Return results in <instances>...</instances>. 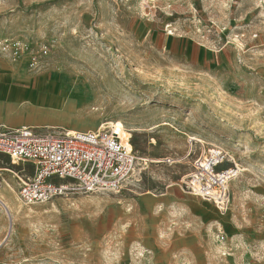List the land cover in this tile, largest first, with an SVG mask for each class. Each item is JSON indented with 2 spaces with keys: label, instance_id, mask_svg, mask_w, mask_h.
Instances as JSON below:
<instances>
[{
  "label": "rangeland",
  "instance_id": "1",
  "mask_svg": "<svg viewBox=\"0 0 264 264\" xmlns=\"http://www.w3.org/2000/svg\"><path fill=\"white\" fill-rule=\"evenodd\" d=\"M106 122L136 181L20 202L11 233L0 205V264H264V0H0V124ZM210 149L242 169L226 212L184 186ZM31 174L0 155V198Z\"/></svg>",
  "mask_w": 264,
  "mask_h": 264
},
{
  "label": "built area",
  "instance_id": "2",
  "mask_svg": "<svg viewBox=\"0 0 264 264\" xmlns=\"http://www.w3.org/2000/svg\"><path fill=\"white\" fill-rule=\"evenodd\" d=\"M120 130L113 122L95 130L58 134L0 125V155L32 169L31 176L19 180L20 201L24 205L44 203L72 186L87 193L115 194L131 187L139 175L140 161L130 145L131 137L124 140ZM225 157L218 149L203 151L193 160L184 181L189 194L213 203L220 212L227 211L228 184L238 174L236 168L219 169Z\"/></svg>",
  "mask_w": 264,
  "mask_h": 264
},
{
  "label": "bare ground",
  "instance_id": "3",
  "mask_svg": "<svg viewBox=\"0 0 264 264\" xmlns=\"http://www.w3.org/2000/svg\"><path fill=\"white\" fill-rule=\"evenodd\" d=\"M48 129H52V130H59V131H63V132H72L74 130H67L64 128H60V127H52V128H48ZM123 129V128H122ZM121 131V130H120ZM121 137L124 140H127L128 137H130V133L126 132L125 135H121ZM190 141H194V143H200L203 144V142L195 137H192L191 139H189ZM153 163V162H152ZM155 163V162H154ZM235 167L237 168V173L240 174L242 172V169H240V167L238 165H235ZM3 171V170H2ZM5 171V170H4ZM8 173H13L11 170H6ZM245 172V171H244ZM19 177H18V181H19ZM230 183V182H229ZM229 186V184H228ZM6 196L4 198H0V205L4 211V213L7 215V218L9 217L10 219V226H9V233L12 232V222H13V214L14 213H19L21 211H24V214H31L32 210L31 209H24L21 204H20V199L18 197V194H16L13 189H6ZM115 194V193H114ZM1 197V196H0ZM206 202V201H205ZM229 202V201H228ZM22 203V202H21ZM28 216V215H27ZM43 217V215H42ZM44 218H47V216H44Z\"/></svg>",
  "mask_w": 264,
  "mask_h": 264
},
{
  "label": "crops",
  "instance_id": "4",
  "mask_svg": "<svg viewBox=\"0 0 264 264\" xmlns=\"http://www.w3.org/2000/svg\"><path fill=\"white\" fill-rule=\"evenodd\" d=\"M0 125H2V126H4V127H7V128H13V129H16V128H21V127H28V126L9 127V126L3 125V124H0ZM30 128H32V127H30ZM31 171H32V169H31ZM202 202H205V201H202ZM207 203H210V202H207Z\"/></svg>",
  "mask_w": 264,
  "mask_h": 264
}]
</instances>
